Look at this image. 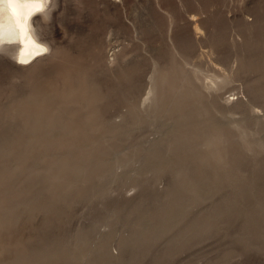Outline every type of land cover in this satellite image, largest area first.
<instances>
[{"label": "rangeland", "instance_id": "rangeland-1", "mask_svg": "<svg viewBox=\"0 0 264 264\" xmlns=\"http://www.w3.org/2000/svg\"><path fill=\"white\" fill-rule=\"evenodd\" d=\"M49 4L44 61L0 50V264H264V0ZM214 143L244 156L217 217Z\"/></svg>", "mask_w": 264, "mask_h": 264}, {"label": "bare ground", "instance_id": "bare-ground-1", "mask_svg": "<svg viewBox=\"0 0 264 264\" xmlns=\"http://www.w3.org/2000/svg\"><path fill=\"white\" fill-rule=\"evenodd\" d=\"M49 1H51V3H53L55 0H16L15 3L9 4L7 14L0 16V50L8 53L10 55V57L14 58L16 66H25L27 64L34 65L35 63L44 61L46 59V54L49 53V50H50L49 45L43 42V40L40 38V34L38 33V31L35 30L34 25L36 22V17L39 16V15H36V13L43 12L45 9H48V7H49L48 2ZM4 2H6V0H0V5H2ZM198 30H199V28L194 29L196 35L198 34ZM34 66H31V68ZM178 96H179V93H178ZM185 96H186V94H185ZM185 101H187V100L185 99ZM189 111H191V110H189ZM186 112H188V111H186ZM191 113H193V112H191ZM203 113H205V111ZM188 124H189V122H188ZM206 129H208V128H206ZM203 132H204V130H203ZM174 137H172V138L174 139ZM197 137H198V134H197ZM206 137L209 138V136H206ZM178 141H179V139H178ZM200 142H201V140H200ZM177 143H179V142H177ZM229 143H231V142H229ZM173 144H174V142H173ZM201 144H202V142H201ZM228 144L225 143L222 147H219V146L216 147L215 143H214V146L213 145L211 146V144H210V146L213 147V149L215 148L213 151L214 153L211 152V155H209L208 157H206V158H205V156L203 157V158H205V160L203 162V166L201 165L202 162H200L201 163L200 166H202V169L200 168V170H203V172H201V173H203V176H202V178L199 177L200 181H201L200 182V188H199L200 191L197 192L198 193L197 195L196 194L195 195H196V198L198 200L202 201L201 202L202 204L204 203V205H207L206 206V208L208 209L207 216H211L212 213H215L216 217H217V215L219 214V207H221V204L224 203V204L228 205L227 202L223 199H221V200L218 199V203L216 205H214L215 198L218 195H220V194H218L220 187L226 188V185H228V184L233 185L234 183L237 182V180L234 179V176L240 170L241 165H242L243 160H244V156H242V153H241V151H243V150L238 149V148H232ZM168 145H169V143H168ZM181 145H182V142H181ZM235 145H238V144H235ZM167 146L162 145V148L167 147ZM179 146H180V144H179ZM204 146L206 147V145H204ZM156 148H158V147H156ZM156 148H155V151H157ZM167 148H166V150H164L166 153H167ZM172 148H174V147H172ZM172 148H170V149H172ZM178 148L180 149V147H178ZM202 148H204V147H202ZM256 148L264 151V140H258L257 142L255 141L253 144L248 145L245 149L248 152H251ZM159 150H160V148H159ZM177 152H179V151H177ZM170 153H173V152H170ZM209 154H210V150H209ZM203 158H201V159H203ZM184 170L186 171L187 169H184ZM186 173H188V172H186ZM182 174L185 175V173H183V172H182ZM179 176H181V175L179 174ZM189 182H191L190 179H189ZM190 184L192 185V183H190ZM193 184H194V182H193ZM185 186H188V185L186 184ZM195 186H196V184H195ZM190 191L193 192V190H190ZM193 193H195V191ZM187 197L189 198V196H187ZM182 201H183V199H182ZM179 204H181V203H179ZM185 204H186V208L190 207V206L187 207V203H185ZM195 204H197V203H195ZM192 225H193V223H192ZM196 227H197V225H196ZM211 228H212L211 223L207 222V223L203 224V226H201L200 230L202 231V233L209 235L210 233L213 232V230ZM193 230H194V228H193ZM183 233L184 232H182L181 234L184 236ZM185 234H186V232H185ZM161 237H159V238H161ZM153 241H154V239H153ZM146 244H147V242H146ZM150 244H152V243H150ZM145 246H147V245H145ZM91 257H93V256H91ZM94 258H95V256H94ZM114 259H115V257H114ZM98 263L100 264V262H98ZM101 263H102V261H101ZM109 264H110V262H109Z\"/></svg>", "mask_w": 264, "mask_h": 264}, {"label": "clouds", "instance_id": "clouds-1", "mask_svg": "<svg viewBox=\"0 0 264 264\" xmlns=\"http://www.w3.org/2000/svg\"><path fill=\"white\" fill-rule=\"evenodd\" d=\"M16 0H6V2H4L2 5H0V16L2 15H6L7 11H8V6L10 3H15ZM55 11V8L51 7V4H49L48 9H45L43 12H38L36 13V15H41L42 17V21L35 24L34 26L39 29L41 26L46 25L48 23H50L51 21V13ZM45 15H47L48 19L45 20Z\"/></svg>", "mask_w": 264, "mask_h": 264}]
</instances>
